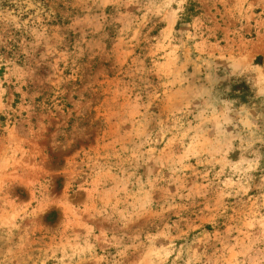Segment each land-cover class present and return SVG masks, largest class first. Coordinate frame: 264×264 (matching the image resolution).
<instances>
[{"label": "rangeland", "instance_id": "1", "mask_svg": "<svg viewBox=\"0 0 264 264\" xmlns=\"http://www.w3.org/2000/svg\"><path fill=\"white\" fill-rule=\"evenodd\" d=\"M0 264H264V0H0Z\"/></svg>", "mask_w": 264, "mask_h": 264}]
</instances>
